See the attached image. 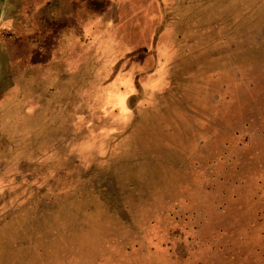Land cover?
Here are the masks:
<instances>
[{
    "label": "rangeland",
    "instance_id": "1",
    "mask_svg": "<svg viewBox=\"0 0 264 264\" xmlns=\"http://www.w3.org/2000/svg\"><path fill=\"white\" fill-rule=\"evenodd\" d=\"M0 264H264V0H0Z\"/></svg>",
    "mask_w": 264,
    "mask_h": 264
},
{
    "label": "crops",
    "instance_id": "2",
    "mask_svg": "<svg viewBox=\"0 0 264 264\" xmlns=\"http://www.w3.org/2000/svg\"><path fill=\"white\" fill-rule=\"evenodd\" d=\"M99 31H96V34L98 33ZM37 50V53L39 54V55H41V57L45 54V52H46V50L43 48V47H40V48H37L36 49ZM35 50V51H36ZM50 50H52V49H50ZM49 50V51H50ZM31 61H33L32 59L30 60V65H33V66H36V67H41V68H45V67H47V66H49V65H53V64H55L54 63V59H53V57H51V53L50 52H48V56H47V58H46V60L45 61H42V62H39V63H33V62H31ZM67 65H69V63H68V61H67Z\"/></svg>",
    "mask_w": 264,
    "mask_h": 264
}]
</instances>
